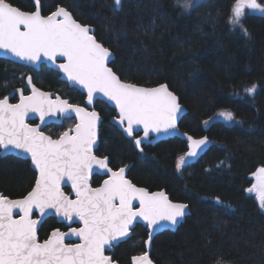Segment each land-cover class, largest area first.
Segmentation results:
<instances>
[{
	"label": "trees",
	"instance_id": "trees-1",
	"mask_svg": "<svg viewBox=\"0 0 264 264\" xmlns=\"http://www.w3.org/2000/svg\"><path fill=\"white\" fill-rule=\"evenodd\" d=\"M9 2L34 10V0ZM40 2L45 15L65 6L81 23L93 25L97 39L114 52L111 66L123 80L148 86L167 83L188 109L180 128L213 141L201 159L178 170L185 141L162 140L141 154L109 122L114 110L97 104L104 116L97 153L108 155L111 163L132 162L129 176L135 184L151 191L165 189L173 200L190 206V215L176 231L155 236V263L264 264V209L246 191L253 183L251 174L264 166V14L246 10L245 35L228 24L233 0H203L189 11L177 0H123L120 9L113 0ZM22 69L0 58V93L17 81L13 78ZM46 76L42 87L59 84L51 74ZM252 84L257 89L250 96L244 89ZM224 111L233 113L231 123L219 115ZM35 179L30 161L14 155L0 158V191L6 196L26 195ZM57 227L61 225L55 218L46 219L40 238ZM147 235L138 225L115 249V259L131 264L133 255L144 252Z\"/></svg>",
	"mask_w": 264,
	"mask_h": 264
},
{
	"label": "snow or ice",
	"instance_id": "snow-or-ice-1",
	"mask_svg": "<svg viewBox=\"0 0 264 264\" xmlns=\"http://www.w3.org/2000/svg\"><path fill=\"white\" fill-rule=\"evenodd\" d=\"M121 2L114 0V6H120ZM177 4L189 11L195 0L182 3L177 0ZM33 7L34 11H23L9 0H0V50L30 65L50 62L63 73L69 86L86 90L89 105L101 94L103 102L118 110L112 122L133 139L137 148L149 133L178 131V114L183 109L167 84L142 87L122 81L108 66L112 52L97 40L92 26L79 23L63 7L49 15L41 14L40 0H34ZM246 10L248 14L264 13V3L233 0L228 24L239 27L245 35L242 20ZM61 58L63 62H58ZM27 85L30 95H24L23 89L14 90L19 93L18 103H9L7 95L0 98V156L28 154L39 175L35 186L23 198L13 200L0 193V264H117L105 255V250L129 237L138 219L152 229L145 244H150L153 231L163 227L161 221L176 225L182 220L187 204L173 203L163 191L150 193L137 187L125 178L127 165L114 171L108 156L95 154L98 124L102 123L98 112L59 97L51 100V94L37 88L31 76L27 77ZM256 89L257 85L252 84L244 91L251 96ZM29 113H38L41 123L45 116L62 113L70 117L74 113L79 122L53 139L39 125L26 123ZM219 115L234 120L230 111ZM140 131L143 136L137 138ZM183 135L190 150L177 159L178 170L186 163V157H195L209 143L207 137L194 139L187 133ZM94 170L109 176L100 187L94 188L89 183ZM253 176L256 183L246 191L255 193L260 208L264 209V167H259ZM66 182L71 183L75 199L61 190V184ZM17 210L18 217L14 216ZM49 210L66 221L75 218L82 227H70L67 232L55 229L40 241L37 234L40 219L33 218L34 211L44 217ZM66 237H78L80 242L65 243ZM132 261L153 264L147 251L133 256Z\"/></svg>",
	"mask_w": 264,
	"mask_h": 264
},
{
	"label": "water",
	"instance_id": "water-1",
	"mask_svg": "<svg viewBox=\"0 0 264 264\" xmlns=\"http://www.w3.org/2000/svg\"><path fill=\"white\" fill-rule=\"evenodd\" d=\"M113 1H114V0H113ZM122 2H123V0H122ZM122 2H121V5H122ZM121 5L118 6V7H116V8H117V9H120V8H121ZM14 6H15V5H14ZM16 7H17V6H16ZM58 7H63V8H65L67 11H69V12L72 14V12H71L67 7H65V6H58ZM58 7H57V8H58ZM40 8H41V14H42V15H45V14H43V12H42L41 2H40ZM57 8H56L54 11H56ZM20 9H21V8H20ZM21 10H23V9H21ZM34 10H35V9H34ZM34 10H32V11H34ZM23 11H26V10H23ZM54 11H53V12H54ZM28 12H31V11H28ZM46 15H49V14H46ZM72 16H73L74 19H76V18L74 17L73 14H72ZM76 20H77V19H76ZM77 21H78L79 23H81L79 20H77ZM81 24H83V23H81ZM84 25H90V24H84ZM90 26H92V28H94V30H95V32H96V28H95L93 25H90ZM22 30H23V29H22ZM96 38H97V37H96ZM97 40H98V39H97ZM98 41H99V40H98ZM100 42H101V41H100ZM101 43H102V42H101ZM104 46H105V45H104ZM105 47H106V46H105ZM110 51L112 52V58L110 59V62L108 63V66H109L110 68H112V66H111V62L115 59V54H114V52H113L111 49H110ZM0 58H3V59H6V60H9V61H11V62H14V63L20 64V65H23V66L31 67V68H34V69H39L42 63H45V64H47L48 66H50V67H52L53 69H55V67H54L50 62H42V63H40L39 65H30V64H28L27 62L22 61V60H20L19 58L15 57L13 54H11V53H6L4 50H0ZM58 62H63V61H62V58H61L60 60H58ZM55 70H56V69H55ZM112 70L114 71L113 68H112ZM56 71H57V70H56ZM57 72H59V71H57ZM114 72H115V71H114ZM59 73H60V79L63 80V81H66V78L64 77L63 73H62V72H59ZM115 73H116V72H115ZM116 74H117V73H116ZM30 76H31V75H30ZM117 76H119V75L117 74ZM31 77H32V76H31ZM119 77H120V76H119ZM120 79H121L122 81H124V82H128V81L123 80L121 77H120ZM66 82H67V81H66ZM67 83H68V82H67ZM129 83H133V82H129ZM33 84H34V83H33ZM68 84H69V83H68ZM134 84H136V83H134ZM160 84H167V83L164 82V83H160ZM160 84H157V85H154V86L141 85V84H136V85H138V86H142V87H156V86H158V85H160ZM167 85H168V84H167ZM35 86H36L37 88H39L42 92L50 93V94H51V97H50V98H51V100H53V101H56L57 97H59L60 99H62V100H68V102H69L70 104H73V103H71V99H70V98H64V97H63L61 94H59V93H56V92H54V91H48V90L42 89V88L38 87L36 84H35ZM70 87H71V88H76V89L80 90L82 93H84V94L86 95V90H83V89L79 88L78 86H70ZM28 88H29V91H30V92H29L28 94H26V95H30V94H31L30 87L28 86ZM168 88H169V85H168ZM17 89H19V88H17ZM14 90H15V89H13V90L7 95V96L9 97V103H13V102L10 101V98L16 94ZM169 90L172 91L170 88H169ZM172 92H174V91H172ZM174 93H175V92H174ZM10 94H12V95H10ZM175 94H176V93H175ZM24 95H25V94H24ZM176 95H177V94H176ZM18 97H19V94H18ZM177 97L179 98L178 95H177ZM0 98H1V97H0ZM99 100L102 101V99H101V94H97V96L94 97V99H93V103H92L91 105H89V104L87 103V96H86L85 104H84V105H80V104H76V105H79V106H81V107H86L89 111L95 110L96 112H98V113L100 114V112L95 108L96 102L99 101ZM18 102H19V101H18ZM18 102H15V103H18ZM102 102H103V101H102ZM104 103H106L107 105H109L111 108L115 109L113 104H111V103H109V102H104ZM179 103L181 104L183 111H182L180 114H178V119H177V128H178V131L172 132L171 134H169V133H164V132H161V133H154V132L149 133V136H148V137H147V138L141 143V145H142L143 143H145V144H152V145H155L156 143H158V142H160V141H162V140H166V139H169V138L178 137V138H180V139H182L183 141L186 142V146H187V150H186V152H185V154H186L190 149H189V142H188V140H187V137H186L185 135H183L184 133H187L188 135L192 136L194 139H201V138H203V137H207V136L197 137V136H194L193 134H191V133H189V132H186V131H184V130H182V129L180 128V122H181L182 118L188 113V109H187V107H186L184 104H182V103L180 102V99H179ZM115 111H116V115H115V116H118V110H115ZM115 116H114V117H115ZM100 117H101V121H103V117L101 116V114H100ZM72 118L76 120V123L79 122V121H78V118L75 116L74 113H72L70 117L67 116V115H65V114H62V113H56L55 115H52V116H45V121H44V123H41L40 118H39V114H38V113H29V116H28V118L26 119V123H28V124H30L31 126H34V127L37 126V125H39L40 130L43 131V132L45 133V135H49L48 133H46V132L44 131V129H45L46 126H48V125H50V124H62V123L64 122L65 119H72ZM112 120H113V118H111V120H110L111 123H112L113 125L117 126V127L121 130V128H120L118 125L114 124V123L112 122ZM31 122H37V123H36V124H32ZM76 123H75V124H76ZM101 124H102V123L98 124V140H97V142H98V147H99V144H100V127H101ZM74 127H75V125H74L72 128H74ZM121 131H122V130H121ZM122 132H123V131H122ZM123 133H124V132H123ZM124 134H125V136H127L126 133H124ZM138 135H139V136H138L137 138L142 137V136H143V132L140 131V132L138 133ZM50 136H51V135H50ZM127 137H128V136H127ZM207 138H208L209 143H208L206 146H203V150H202V151H198V154H197L195 157H191V158L186 157V163H185L184 165L189 164V163L197 162V161H198L199 159H201V158L206 154V152L212 147V145H213V141H212L209 137H207ZM53 139H56V138H53ZM141 145H140V146H141ZM94 152H95L96 155H98V154H97V149H96V148H94ZM185 154H184V155H185ZM9 155H14V156H17V157H20V158H22V159H25V160L30 161V166H31V168L37 173V177H36V179L38 178L39 173H38V171L35 169L34 165L32 164V161H31L30 155H28V154H22V155H21V154H9ZM6 156H8V155L0 156V158L6 157ZM98 156H100V155H98ZM109 163H110V158H109ZM131 165H132V162H130V164L127 165V167L125 168V173H124L125 178H127V179H129V180H131V179L128 178L127 175H128V171H129V168L131 167ZM109 166H110V164H109ZM110 167H111V166H110ZM112 169H113V168H112ZM113 170H114V169H113ZM114 171H115V170H114ZM95 174H99V175H102V176H108V175L101 174V173H99V172H97V171L94 170L93 173H92V175L90 176V179H89V183H90L91 186L94 187V188H95V186H93L92 183H93V176H94ZM108 178H109V176L106 177L105 179H108ZM105 179H104V180H105ZM104 180H103V181H104ZM131 181H132V180H131ZM132 182H133V181H132ZM102 183H103V182H102ZM102 183H101V185H102ZM133 183H134V182H133ZM134 184H135V183H134ZM101 185L96 186V187H100ZM135 185H136L137 187L147 189L150 193L163 191V192L167 195L168 199L171 200L173 203H184V204H187V205L189 206V204L186 203V202L175 201V200H173V199L171 198L170 194H169L165 189H160V190H154V191H151V190H150L149 188H147V187L139 186V185H137V184H135ZM34 186H35V184H34ZM34 186H33V187H34ZM65 188H69V189L71 190L70 193L65 192ZM61 190L65 193V195H68L71 199H75V198H76V197H75V192H74V190L71 188V183H70V182L62 183V184H61ZM30 191H31V190H30ZM0 193H3V192L0 191ZM3 194H4V193H3ZM4 195H5V194H4ZM5 196H6V195H5ZM24 196H25V195H24ZM7 197H9V196H7ZM9 198L15 200V199L23 198V196H22V197H18V198H11V197H9ZM135 203H136V202H134V206H135ZM190 213H191V210H190V206H189L188 209H186V215H185V216L182 218V220H181L178 224H176V225H171V224L168 223V222L161 221L160 223H161V225H163V227H161V228H159L158 230L152 232V240H151L150 244H145V241L148 240V235H147V238H146L145 241H144V249H145L144 252H145V251L148 252V255H149L150 259L153 261V264H156L155 261L152 259V256H151V253H152V247H153V240H154L155 236H156L157 234H159V233L165 231V230L176 231V230L178 229V227H179V226L185 221L186 217H187L188 215H190ZM19 214H20V213L18 212V210H17L16 212H14V216H17V217H18ZM50 217L56 218V220H57L59 223H63V224L66 225V227H68L67 230H62V229H60L61 232H67V231H69V228H70V227H82V223L79 222L78 220H76L75 218L73 219V221H66V220H64L63 217L54 214L52 210H49V212H48L44 217H39L38 212H35V211H34L33 218H34V219H40V223H39L38 226H37V234H38V238H39L40 241H43V240L40 239V236H39V230H40L42 224L45 222V220L48 219V218H50ZM138 224H140V225H142L143 227H145L146 230L148 231V233H149V231H152V229L148 228V226H147V222L138 219L136 222H134L133 226L131 227L129 237L122 239V240H121L120 242H118V243H114V246L112 247L111 250H108V249L106 248V250H105V255H109V256H111V257L113 258V260L117 262V264H120L116 259H114L113 252L115 251V248H116V247H118L122 242L127 241V240L133 235V230L136 228V226H137ZM50 234H51V233H50ZM79 242H80V239H79L78 237H66V239H65V243H79ZM144 252H142V253H144ZM142 253H138V254H135V255H133V256H138V255H141ZM133 256H132V257H133ZM132 257H131V264H133Z\"/></svg>",
	"mask_w": 264,
	"mask_h": 264
},
{
	"label": "flooded vegetation",
	"instance_id": "flooded-vegetation-1",
	"mask_svg": "<svg viewBox=\"0 0 264 264\" xmlns=\"http://www.w3.org/2000/svg\"><path fill=\"white\" fill-rule=\"evenodd\" d=\"M3 59V58H1ZM6 61V64H9V63H13V64H17V63H14V62H11L9 60H6V59H3ZM17 65H20V64H17ZM23 67L22 71L19 73L18 77H14L13 79H16L17 81H15V83L13 85H10L2 91V93H0V97L3 98L4 96L8 95L13 89H23V93L26 95L28 94L30 91H29V88H28V85H27V77L28 76H32V81L34 84H36L38 87L42 88V89H45V90H48V91H54L56 93H59L61 94L64 98H70L71 99V103L73 104H80V105H84L85 104V99H86V95L84 93H82L80 90L76 89V88H71L69 86V84L66 82V81H63L60 79V73L57 72L55 69H53L52 67L48 66L47 64L45 63H42L40 68L39 69H34V68H31V67H27V66H23V65H20ZM47 74H51L53 76V78L59 82V84H57V86L53 87V88H50V89H46L44 87H42L41 85H45V82L47 80ZM74 92V93H78L81 97H79V99H76V97H73L71 95V93ZM18 94L19 93H16L14 96H12L10 98V101L15 103V102H18L19 101V97H18ZM99 102H102V101H97L96 102V105H95V108L97 109V104ZM104 103V102H103ZM106 104V103H105ZM109 106V105H108ZM110 107V106H109ZM113 109V108H112ZM98 110V109H97ZM114 110V114L109 118V122L111 123V118H113L115 115H116V111L115 109ZM99 111V110H98ZM100 112V111H99ZM101 114V113H100ZM101 116L103 117V121H102V124H101V127H100V144H101V128H102V125L104 124V116L101 114ZM32 124H36L37 122H31ZM76 123V120L75 119H65L64 122L62 124H50L48 126L45 127L44 131L46 133H48L49 135H51L53 138H58L59 134L63 131H66L68 128H72ZM112 124V123H111ZM113 125V124H112ZM115 126V125H114ZM117 127V126H116ZM118 128V127H117ZM119 129V128H118ZM120 130V129H119ZM121 131V130H120ZM122 132V131H121ZM123 133V132H122ZM124 134V133H123ZM125 136V134H124ZM139 135H137L138 137ZM126 138H128L129 140H131V142L133 143L134 147L141 153L143 154L144 153V148L146 146H149V145H152V144H145L143 143L140 148L143 149V151L141 152L140 151V148H137L134 144V141L131 137H127L125 136ZM99 144V146H100ZM157 144V143H156ZM99 149V147H98ZM98 154V153H97ZM100 155V154H98ZM100 156H105V155H100ZM108 156V155H106ZM109 157V156H108ZM110 158V157H109ZM111 168H113L114 170H118L119 167H122L124 165H128L130 163H109ZM31 167V166H30ZM130 170V168H129ZM36 173V172H35ZM128 178H130L129 176V171H128ZM36 177H37V173H36ZM108 177V176H102V175H99V174H95L93 176V183L92 185L93 186H99L101 185V183L103 182V180ZM96 179V181H95ZM131 179V178H130ZM36 180V179H35ZM35 184V183H34ZM70 189L69 188H65V192L67 193H70ZM56 219V218H55ZM57 221V220H56ZM58 224L61 225V227H57L55 229H62V230H67L68 227H66L65 224L63 223H59L57 221ZM43 225V224H42ZM139 226H142L140 224H138ZM137 225V226H138ZM136 226V227H137ZM53 229V230H55ZM136 229V228H135ZM134 229V230H135ZM51 230V232L53 231ZM134 230H133V233H134ZM147 231V230H146ZM50 232V233H51ZM147 234H148V231H147ZM50 235V234H49ZM132 237V236H131ZM130 237V238H131ZM48 238V237H47ZM41 239V238H40ZM46 239V238H45ZM41 240H44V239H41ZM117 248V247H116ZM115 248V249H116ZM115 252V251H114ZM113 252V253H114ZM114 256V254H113ZM115 259V257H114Z\"/></svg>",
	"mask_w": 264,
	"mask_h": 264
},
{
	"label": "rangeland",
	"instance_id": "rangeland-1",
	"mask_svg": "<svg viewBox=\"0 0 264 264\" xmlns=\"http://www.w3.org/2000/svg\"><path fill=\"white\" fill-rule=\"evenodd\" d=\"M201 1H203V0H195V5L198 4V3L201 2ZM258 2H260V3H264L263 0H258ZM195 5H194V6H195ZM258 13H260V12H258ZM263 14H264V13H263ZM224 120H226V119H224ZM226 121L229 122V123H231V121H228V120H226ZM183 156H184V155H183ZM260 167H264V166H260ZM258 168H259V167H258ZM258 168H257V169H258ZM257 169H256V170H257ZM256 170H255L253 173H255ZM253 173L251 174V177H252V179H253V183L251 184V186H252L254 183H256V179H255V177L253 176ZM251 186H250V187H251ZM251 194H253V195L256 197V194H255V193H251Z\"/></svg>",
	"mask_w": 264,
	"mask_h": 264
}]
</instances>
